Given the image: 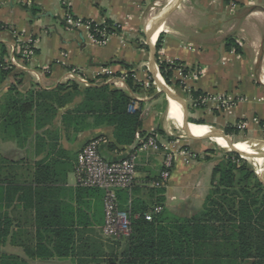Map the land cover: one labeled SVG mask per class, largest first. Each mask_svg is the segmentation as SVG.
<instances>
[{
  "label": "crops",
  "instance_id": "1",
  "mask_svg": "<svg viewBox=\"0 0 264 264\" xmlns=\"http://www.w3.org/2000/svg\"><path fill=\"white\" fill-rule=\"evenodd\" d=\"M160 1L0 0V42L8 52L4 68L12 69L0 82V220L12 222L10 234L0 244L2 264H108L109 254L121 249L115 239L103 234L104 197L96 191L77 196V159L91 139L101 138L102 155L113 161L127 155L145 136L137 135L132 144L111 147L115 142L113 126L92 125L78 133L67 129L63 116L82 102L83 89L89 85L86 82L77 81V93L72 88L62 91L75 94L58 107L54 118L38 113L36 106L29 124L11 116L30 92L36 97L60 84L68 85L72 70L98 84L112 78L104 73L106 69L115 76L132 73L139 85L135 91L125 82L112 85L133 95L136 101L131 109L142 103L143 130L155 134L160 142L159 151L139 153L135 183L118 191L119 207L131 209L133 202L162 206L157 204L158 189L164 188L163 206L173 213L192 216L203 210L212 188L213 169L219 163L211 154L212 137L220 142L219 136L173 135L164 123L158 130L156 121L162 122L161 115L156 106L150 108L160 100L156 98L158 80L166 84L156 55L152 57V38L147 33ZM67 12L100 25L110 22L113 32L108 42L99 44L86 27L68 25ZM162 22L159 58L181 61L182 72L177 67L172 86L166 85L187 103L189 133L204 125L223 132L224 142L225 137L235 135L247 142L264 141V0H180ZM28 39L35 40V54L23 60L19 48ZM12 55L18 57L22 68L7 64ZM196 71L200 74L195 76ZM193 92L226 96L231 103L223 108L213 100L195 105ZM46 103L54 104L49 99ZM173 109L178 113L173 118L184 113L175 103ZM145 115L150 116L147 125ZM170 120L166 116L165 121ZM175 122L182 126V118ZM243 123L245 128L240 129L238 125ZM228 127L238 132L226 134ZM256 149L253 159L264 165V147ZM168 151L175 153L171 177L163 187H156ZM205 161L210 163L208 185L201 176ZM58 225L73 230L71 237L80 247L76 252L60 256L51 248L53 239H58L53 232ZM38 230L50 240L47 248H37Z\"/></svg>",
  "mask_w": 264,
  "mask_h": 264
},
{
  "label": "trees",
  "instance_id": "2",
  "mask_svg": "<svg viewBox=\"0 0 264 264\" xmlns=\"http://www.w3.org/2000/svg\"><path fill=\"white\" fill-rule=\"evenodd\" d=\"M100 27L102 25L91 21L92 32ZM1 28H7V25ZM109 31L113 32V29ZM162 39L163 34H160L156 43V61L165 82L171 84L174 70L181 66V61L167 62L159 58ZM7 53L6 45L0 42V82L12 71L4 68ZM68 83L60 84L53 91H42L36 97L30 92L19 102L21 104L17 111L11 113L12 119H24L29 124L33 120L35 106L38 113L42 111L54 118L58 107L66 104L78 92L77 81ZM125 83L131 91L139 86L132 73L127 74ZM88 84L83 89L82 102L68 109L63 116L67 129L78 133L92 125L113 126L115 142L111 147L132 144L137 135H149L143 130L142 103L131 109L136 100L129 91L114 87L110 82L98 84L89 81ZM68 88L75 93L68 91L62 94ZM67 95L70 97L66 98ZM198 95L203 94L193 92V96ZM47 99L54 104L46 103ZM234 131L238 132L228 127L226 134ZM211 185L203 210L192 216H181L165 208L164 188L158 189L157 204L163 207L160 212H155L154 207L133 202L131 209L125 210L130 217L131 233L117 240L121 249L118 253L112 251L107 263L264 264V183L239 153L227 151L226 158L213 169ZM94 191L103 197L105 195L102 188L79 185L77 196ZM146 213H151V219H146ZM11 226L12 222L0 220V244L10 234ZM53 232L58 239H53L51 248L60 256L74 253L80 248L71 237L73 230L58 225ZM42 237V231L38 230L36 240L39 249L47 248L46 244L50 241Z\"/></svg>",
  "mask_w": 264,
  "mask_h": 264
},
{
  "label": "built area",
  "instance_id": "3",
  "mask_svg": "<svg viewBox=\"0 0 264 264\" xmlns=\"http://www.w3.org/2000/svg\"><path fill=\"white\" fill-rule=\"evenodd\" d=\"M66 23L75 28L86 27L89 31L90 37L99 44H106L112 35L109 31V25H102L95 32L91 31V20H84L74 18V16L67 12L65 17ZM35 40L28 39L23 42L19 48L23 60H30L35 54L34 47ZM9 65H15L22 68L24 65L19 62L17 56L12 55L7 62ZM182 72L181 67L179 68ZM104 73L112 77L109 82L117 86L120 82H125L127 74L115 76L113 71L105 70ZM200 74L196 71L195 76ZM68 80H75L78 82L89 83L85 78L78 75L75 71H70ZM156 84V83H155ZM195 105L206 103L208 100H213L217 103L218 107H227L231 103L230 99L226 96H207L200 95L196 98H191ZM240 129L245 128V124H239ZM101 138L91 139L82 148L78 155L76 164V174L78 177V184L84 187H99L105 192L104 205H105V224L103 226V234L106 238L120 240L126 238L131 233V221L127 211L121 209L118 203V191L127 189L133 186L136 179L137 171V158L139 153H148L150 151H159L161 148L155 134H149L142 137L137 145L124 157L117 160H107L101 153ZM175 153L166 152L163 169L160 174L159 180L154 183L156 187H163L171 177V172L174 167ZM162 206L154 208L155 212H160ZM146 219H151V213L145 214Z\"/></svg>",
  "mask_w": 264,
  "mask_h": 264
},
{
  "label": "rangeland",
  "instance_id": "4",
  "mask_svg": "<svg viewBox=\"0 0 264 264\" xmlns=\"http://www.w3.org/2000/svg\"><path fill=\"white\" fill-rule=\"evenodd\" d=\"M169 3H170L169 0H161L158 8L154 10V16L159 14L165 7L168 6ZM159 24L162 25L163 22L161 21ZM159 24H158V29H159ZM168 85L172 86V84H168ZM157 97H160V100L154 102V104H152L150 106V108L153 109L156 106L160 115H161L162 122L160 123L159 118L156 121V122H158V125L156 126V127H158V130H159L160 126H163V123H164L167 130L168 131L171 130L173 135H175L176 133H184V131L181 129L180 126L177 127V123L175 122V121H179V119H181L180 116H177V118L172 117V120H170L168 122L165 121L166 116H167V109H168V105H169V102H168V99L166 98V95L165 94H159L158 96H156V98ZM172 105H173V103H172ZM149 119H150V116L145 115L144 120H145L146 125L149 124ZM224 140H225L226 144L231 145V144H237V143L242 142V141H246L247 139L245 137H241L239 139V137L237 135H235L232 139H230L229 137L227 139V137H225ZM233 140H241V141L233 142ZM205 142H208V140H205ZM250 146L239 149L240 152H238V153L242 158H244L249 163L250 166L253 167V169L255 170V173L259 176L260 169H262V167H264V165L257 163L254 159L249 157L248 153L251 152V149L249 148ZM211 147L213 149L211 154L213 155L214 158H216V160L218 162H220L226 158V153L228 151L227 148H224V147L218 145L217 143L211 144ZM209 165H210V163H208L207 161L204 162L205 168H204V172H202V175H201L203 177L204 185H208L209 181H210L209 178H210L211 172H210V168H208ZM108 240H110V239H108ZM114 242H116V244H119V242L117 240Z\"/></svg>",
  "mask_w": 264,
  "mask_h": 264
},
{
  "label": "water",
  "instance_id": "5",
  "mask_svg": "<svg viewBox=\"0 0 264 264\" xmlns=\"http://www.w3.org/2000/svg\"><path fill=\"white\" fill-rule=\"evenodd\" d=\"M180 0H172L167 7H165L159 14H157L153 20L151 21L150 27L148 29V35L149 37L152 38L154 32L156 31V27L158 26V24L163 21L167 15L169 14V12L175 7V5L179 2ZM151 52H152V57L154 58L156 55V45H155V41L152 42L151 45ZM158 84L160 86V90L157 93L156 96H158L159 94H165L167 99H175L177 101H179L184 109V122L183 125L181 126V129L185 132V133H189V121H188V117H187V103L185 101V99L183 97H181L180 95H178L176 92H174L168 85L165 84H161L160 81L158 80ZM192 136H194L193 134H190ZM209 135H213V136H218V135H222L224 136V133L221 131H210ZM195 137V136H194ZM249 145H251L252 147H264V141H255V142H249ZM227 148L228 151H235V152H240L238 149L234 148V144H231L230 147H224ZM259 179L264 183V172L259 174Z\"/></svg>",
  "mask_w": 264,
  "mask_h": 264
},
{
  "label": "bare ground",
  "instance_id": "6",
  "mask_svg": "<svg viewBox=\"0 0 264 264\" xmlns=\"http://www.w3.org/2000/svg\"><path fill=\"white\" fill-rule=\"evenodd\" d=\"M163 29H164V26H163V24L162 25H160L159 24V29L157 30V28H156V30H157V32H156V34L155 35H153V37H152V42H154V41H156V39H157V37L159 36V34H160V32L161 31H163ZM160 78V77H159ZM161 79V78H160ZM163 82V84H165L164 83V81H162ZM166 85V84H165ZM170 100V107H169V109H168V111H167V119L168 118H172V116H176L178 113L173 109L174 108V103L175 104H177V105H179V106H181V108H182V110H184L183 109V107H182V105H181V103L179 102V101H177V100H175V99H172V98H170L169 99ZM172 103H173V105H172ZM181 118H182V125H183V122H184V113L182 112V114H181ZM210 129L207 127V126H204L203 125V127L201 128V129H198L197 131H192L190 134H193L194 136H197V135H200V134H210ZM212 136V135H211ZM219 136V138H220V142H218V139H215V137H212L214 140H215V143H217L218 145H220V146H222V147H230L228 144H226L223 140H222V135H218ZM247 146H250L249 145V142H247V141H242V142H239V143H237V144H235L234 145V148L235 149H241V148H245V147H247ZM251 149V152H249L248 153V155H249V157H251L252 159L254 158V157H256L255 155H256V152H257V149H256V147H252V148H250ZM257 159V158H256ZM260 173H262V171H261V169H260Z\"/></svg>",
  "mask_w": 264,
  "mask_h": 264
}]
</instances>
